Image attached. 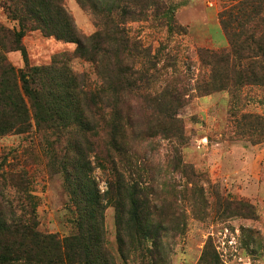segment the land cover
Returning a JSON list of instances; mask_svg holds the SVG:
<instances>
[{"label":"rangeland","instance_id":"obj_1","mask_svg":"<svg viewBox=\"0 0 264 264\" xmlns=\"http://www.w3.org/2000/svg\"><path fill=\"white\" fill-rule=\"evenodd\" d=\"M239 2L164 0L170 17L161 15L129 26L132 37L151 47L152 55L157 56L158 70L144 79L152 94H160L175 78L183 80V94L188 100L176 110L183 129L181 138L175 136L179 125L173 132L163 133L159 122L150 119L152 113L159 115L157 108L149 104L132 107L134 103L122 107L123 116L130 117L126 126L128 150L119 156L110 149L127 180L142 177L151 194L175 198L176 216L180 218L176 217L174 223L184 228L163 243L170 251L165 258L169 264H264V86L235 89L233 95L228 89L203 95L210 68L203 67L197 56L202 48L220 50L229 46L221 19ZM64 4L79 32L90 36L98 31L95 19L76 0H64ZM171 18L176 26L173 30L171 21L167 23ZM0 24L9 30L20 29L1 4ZM179 27L187 33L179 32ZM22 42L31 67L48 65L55 55L72 53L77 47L45 37L40 31L27 32ZM6 56L15 69L26 68L21 52ZM71 65L101 84L91 63L80 60ZM137 133L142 136L135 140ZM93 141L97 149L90 155L93 177L105 197L110 193L114 166L100 165L97 156L101 159L107 155L104 151L109 140L101 135ZM54 152L56 161L48 135L35 126L29 134L0 136V214L6 222L4 227L0 223V253L8 248L24 252L29 240L21 226L30 225V220L35 219L38 232L56 234L60 239L77 233L79 215L57 163L65 155L58 149ZM180 162L203 177L197 180L198 186L204 187L203 196L189 191L194 185L185 190L187 174L179 168ZM220 201L223 204H218ZM225 203H238V207L226 208ZM115 220L116 210L108 204L107 246L117 264H126L119 253ZM150 248V244L140 247L129 264H153ZM23 259L17 264H33Z\"/></svg>","mask_w":264,"mask_h":264},{"label":"trees","instance_id":"obj_2","mask_svg":"<svg viewBox=\"0 0 264 264\" xmlns=\"http://www.w3.org/2000/svg\"><path fill=\"white\" fill-rule=\"evenodd\" d=\"M76 1L95 19L98 31L93 35L79 32L64 0H0L20 28L9 30L0 24V136L29 134L33 126L45 132L54 161V150L65 155L57 163L79 215L77 233L63 239L38 232L35 219L30 220V225L21 226L29 240L24 252L11 250L7 245L8 251L0 253V264H17L23 258L33 264H117L107 246L108 204L116 210L117 243L124 263L129 264L140 247L150 244L153 264L158 260L157 264H169L165 258L170 251L165 250L163 243L184 228L174 223L176 217L180 218L176 216L175 198L162 199L151 194L142 177L127 180L118 170L110 149L119 156L126 155V126L130 117L123 116L122 107H131L132 103V107L149 104L157 108L159 115L152 113L150 119L159 122L158 128L167 133L179 125L175 136H183L176 112L188 101L183 94V80L172 78L160 94L153 95L144 79H150V73L158 70L157 56L152 55L151 47L132 37L129 30L133 23L161 15L170 17V12L166 11L164 0ZM172 20L167 22L171 21V30L176 28ZM221 24L229 46L197 51L201 65L210 68L208 80L204 87L200 86L203 95L225 89L233 95L235 89L264 86V0H240L224 18L222 15ZM32 31L77 47L72 53L55 55L48 65L31 67L22 41ZM178 31L187 33L184 27ZM9 52H21L26 68L15 69L7 59ZM80 60L96 67L101 84L72 67L71 63ZM101 135L109 143L105 144L107 155L101 159L96 155L98 162L105 167L114 166L110 193L105 197L93 177L90 159L97 152L93 138ZM141 136L135 134V140ZM179 168L187 174L185 190L194 185L189 191L203 196L204 187L197 183L203 177L181 162ZM221 201L218 204H223ZM227 205L226 208L238 207V203ZM168 206L172 208L168 210ZM182 214L185 216V212ZM0 223L6 225L1 214Z\"/></svg>","mask_w":264,"mask_h":264}]
</instances>
